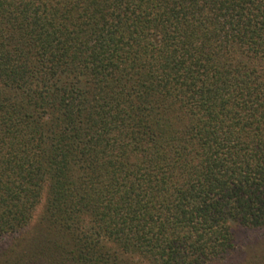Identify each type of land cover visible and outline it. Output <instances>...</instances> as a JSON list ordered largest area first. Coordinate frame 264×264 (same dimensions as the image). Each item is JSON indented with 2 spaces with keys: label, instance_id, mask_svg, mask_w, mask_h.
<instances>
[{
  "label": "trees",
  "instance_id": "16d2710c",
  "mask_svg": "<svg viewBox=\"0 0 264 264\" xmlns=\"http://www.w3.org/2000/svg\"><path fill=\"white\" fill-rule=\"evenodd\" d=\"M235 226L264 229V0H0V264H264Z\"/></svg>",
  "mask_w": 264,
  "mask_h": 264
},
{
  "label": "rangeland",
  "instance_id": "374dc122",
  "mask_svg": "<svg viewBox=\"0 0 264 264\" xmlns=\"http://www.w3.org/2000/svg\"><path fill=\"white\" fill-rule=\"evenodd\" d=\"M42 207H39L36 215H39ZM234 234L239 250H245L253 241L260 239L264 234L263 230L252 229L244 226H235Z\"/></svg>",
  "mask_w": 264,
  "mask_h": 264
}]
</instances>
